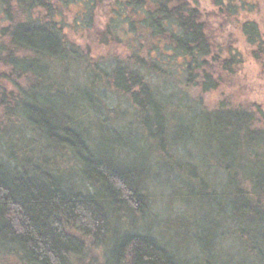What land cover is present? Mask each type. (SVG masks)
Masks as SVG:
<instances>
[{
    "label": "trees",
    "instance_id": "obj_1",
    "mask_svg": "<svg viewBox=\"0 0 264 264\" xmlns=\"http://www.w3.org/2000/svg\"><path fill=\"white\" fill-rule=\"evenodd\" d=\"M209 1L0 0V264H264V111L203 99L241 63L211 17L257 59L264 35L250 1ZM70 26L126 56L93 57ZM151 162L200 209L193 233L150 232Z\"/></svg>",
    "mask_w": 264,
    "mask_h": 264
},
{
    "label": "rangeland",
    "instance_id": "obj_2",
    "mask_svg": "<svg viewBox=\"0 0 264 264\" xmlns=\"http://www.w3.org/2000/svg\"><path fill=\"white\" fill-rule=\"evenodd\" d=\"M199 1L205 13L211 14L213 7L210 1ZM247 1L255 5L254 13L251 17L259 22L264 35V0ZM98 19L104 25V21L107 20L105 10H99ZM73 20L74 18L69 16L70 25H72L71 23ZM101 23L100 25H102ZM211 23L212 31L215 33L217 41L224 46L232 44L240 54L241 63L235 68L234 73L232 72L225 76L226 81L220 85L219 88L203 94L205 103L210 106H216L222 98H227L236 105L255 108L260 107L264 111V59H257L254 56L252 47L247 42L236 20L212 16ZM66 32L70 40L89 50L95 58H124L126 56L127 52L122 44L105 42L100 39L94 30H80L77 32L70 26V28H67ZM181 151L185 156H178V158H182L180 159L181 161L190 159L191 154H188L183 149H181ZM196 151L197 149L194 147V153H196ZM1 156H4V153L0 144V157ZM129 156L135 161L138 160L137 156L133 153L129 154ZM198 157H201V155H198ZM206 161L208 164L210 160L207 159ZM160 164L161 163L151 162V169L156 165L158 166L152 170V177L147 185V193L150 198V207L148 208L150 219L147 222V226L153 235L157 236L162 241H167L164 235H166V238L169 237L170 240L171 237H175L176 239L177 229H181L184 225L193 233V231L197 229L195 224L201 221L198 219H200V217L202 218V216L200 209L196 210V208H191L192 199L187 198L189 193L184 188H180V180L177 178L178 172L174 171V173H171L167 166H160ZM168 172L171 174L170 176ZM188 203L191 204L187 205ZM196 205L199 206L197 203ZM204 227H206V225H204ZM231 242L235 244L232 246L234 248H230L232 245ZM179 243V253L183 257L185 254L189 255L190 253H185L186 251L183 248L184 245L182 242L180 241ZM236 247V242L231 240L224 245V251L231 254L238 249ZM94 256L96 257L95 254H92L85 259L77 260L76 264H91L86 261H95Z\"/></svg>",
    "mask_w": 264,
    "mask_h": 264
}]
</instances>
